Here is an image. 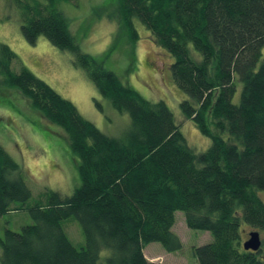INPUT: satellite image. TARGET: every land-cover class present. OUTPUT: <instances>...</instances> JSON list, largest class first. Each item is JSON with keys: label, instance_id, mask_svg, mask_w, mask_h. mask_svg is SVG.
<instances>
[{"label": "trees", "instance_id": "1", "mask_svg": "<svg viewBox=\"0 0 264 264\" xmlns=\"http://www.w3.org/2000/svg\"><path fill=\"white\" fill-rule=\"evenodd\" d=\"M5 1L20 15L23 38L33 44L43 37L73 54L130 126L118 138L105 135L28 69L13 71L16 56L0 44V107L15 112L6 99L16 91L61 129L79 178L70 196L51 192L45 206L29 205L23 172L0 147V216L26 211L33 222L0 236V264H162L149 262L144 248L182 249L172 230L177 211L187 228L212 237L191 248L193 264H264L259 250H244L242 238L247 229L264 232V0H116L109 20L128 43L139 39L136 20L173 57V81L188 97L180 111L211 140L200 153L163 101L145 100L81 52L60 9L71 0ZM71 218L81 228V248L63 230Z\"/></svg>", "mask_w": 264, "mask_h": 264}, {"label": "rangeland", "instance_id": "2", "mask_svg": "<svg viewBox=\"0 0 264 264\" xmlns=\"http://www.w3.org/2000/svg\"><path fill=\"white\" fill-rule=\"evenodd\" d=\"M116 0H71L62 2L60 9L82 53H87L104 68L113 72L119 80L142 98L150 102L163 101L174 116L187 144L196 152L205 151L211 140L203 136L191 120L183 117L179 104L188 97L174 83L170 65L173 57L157 46L149 31L138 21L134 27L139 39L128 43L127 35L109 20L117 11ZM0 0V44H6L16 59L11 69L17 72L25 67L43 80L62 98L69 100L80 115L110 137H120L130 126L126 113L114 110L109 101L102 98L84 69L75 62V56L52 46L45 38L28 43L21 35L20 15L13 6ZM193 56L197 54L191 50ZM3 87L0 86V91ZM239 90L234 95L237 103ZM3 97L0 96V100ZM16 107H0V147L19 165L23 180L31 191L28 204L45 206L51 192L61 197L70 196L79 186L77 158L71 152L64 132L46 123L30 107L18 92L11 91L6 99ZM100 108H98V106ZM37 122V125L33 123ZM223 137H227L224 134ZM258 196L264 202V192ZM173 232L182 241V249L168 253L159 243L145 246L144 256L149 262L162 264H193L191 248L212 241L208 232L187 228L184 214H174ZM33 222L26 211L0 216V236L6 230L19 232ZM63 230L76 248L84 245L79 224L73 218L62 221ZM251 230L242 231L243 243ZM260 256H264V232H260ZM107 251H103L105 255Z\"/></svg>", "mask_w": 264, "mask_h": 264}, {"label": "water", "instance_id": "3", "mask_svg": "<svg viewBox=\"0 0 264 264\" xmlns=\"http://www.w3.org/2000/svg\"><path fill=\"white\" fill-rule=\"evenodd\" d=\"M244 250L258 251L261 249L260 234L257 231H250L248 239L243 243ZM264 261V256L262 257Z\"/></svg>", "mask_w": 264, "mask_h": 264}]
</instances>
